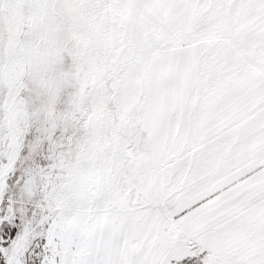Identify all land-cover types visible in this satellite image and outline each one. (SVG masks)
<instances>
[{"label":"snow or ice","instance_id":"6c2138e0","mask_svg":"<svg viewBox=\"0 0 264 264\" xmlns=\"http://www.w3.org/2000/svg\"><path fill=\"white\" fill-rule=\"evenodd\" d=\"M0 264H264V0H0Z\"/></svg>","mask_w":264,"mask_h":264}]
</instances>
